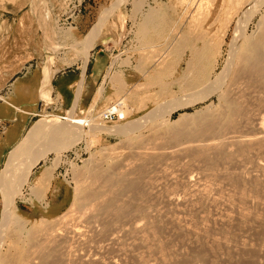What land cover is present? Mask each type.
<instances>
[{
    "label": "rangeland",
    "instance_id": "374dc122",
    "mask_svg": "<svg viewBox=\"0 0 264 264\" xmlns=\"http://www.w3.org/2000/svg\"><path fill=\"white\" fill-rule=\"evenodd\" d=\"M110 1L111 0H0V95L5 96V94L10 91L12 87L11 83L17 74L34 68L36 69L37 65H39V61L42 60L43 62L44 54L47 51L53 54L54 59L55 57L59 59V64L63 58L65 60L64 62L70 64L58 70L56 72L57 74L62 73L74 76L81 61L79 59H73V54L77 52L78 48L80 49V43L83 40L81 38L85 34L89 22L94 15L96 14L97 16ZM239 1L240 0H124L121 5L116 7L117 9H113L106 20H110L109 24L114 28L116 26L117 32H119L121 21L118 11L122 10L124 14L125 11L129 12L127 25L129 33L126 39L127 41H124V48H128L127 57L121 60L120 65L127 64L132 67L134 76L138 74L136 76L139 78L135 77L136 79L138 78V80L133 82L126 80L124 76L115 78L113 81L110 80L108 84L111 85L113 90L111 93H104L105 97L103 96L102 103L96 101L86 106L85 101H83V106L79 103L77 109L84 110L85 113H89V117L92 116L93 119H96L97 113L107 111L112 105V107H114L117 104L119 108L121 107V112L118 109L113 110L118 114V121L106 122L107 124H115L134 118L148 109L160 105L159 103L168 101V99L172 97L201 87L206 82L197 88L184 91L183 93L181 92V90L186 88L184 85L186 86L187 83L189 85L194 78L198 81L201 74L206 72L205 75L208 76V80H210L222 70V65L227 57L229 47L230 49L232 48L231 40L235 28V20L237 18L234 14ZM263 9L264 1H262V4L257 8V12L253 15L250 23L245 28V34L255 35L258 29L260 30L261 21L263 20L262 17L264 15ZM177 12H181L180 18L168 19V16H171L168 14ZM116 14L117 17L112 20V17H114V15L116 16ZM171 22L173 23L172 28H162L164 26L169 27ZM106 23H108V21ZM143 28H148L145 35L142 34ZM115 32L116 29L112 31V37L110 36L107 41H101L103 45H99L98 47H102L109 52L111 47L116 44L115 37H117L118 33L116 35ZM244 33L243 36L245 35ZM164 39L165 42H163ZM196 61L198 64L195 63ZM148 63L149 66L147 68ZM197 65L200 67L199 70H197L199 68ZM143 68L146 74L141 81L140 76H143ZM188 68L189 70L191 69L190 72H188ZM194 69H196L197 72ZM203 69L206 70L203 71L204 73L200 71ZM189 73L192 74H190L191 79L194 77L191 81H189ZM255 89V91L259 93L258 96L260 95L262 97L261 99H263L264 93L260 91L263 93V95H261L256 87ZM255 91L254 93L257 94ZM170 93L173 96H171ZM60 95L63 101H61L60 104L57 103L59 106L54 103L51 110L49 109L51 113H58L56 115H59V117L65 114L64 110L65 108L67 109L69 103V100L65 102L64 96L62 94ZM94 100L92 102H94ZM109 100L110 102H107ZM222 100L223 99L216 93H213L196 105L151 122L153 125L150 123L140 130V133H133L136 139L132 134H127L125 136L106 132H99L95 135L84 134L83 138L76 144L70 145L64 150L48 154L34 168L28 182L24 188L21 189V193L18 195L19 198H16V204L14 203V205H16L14 208V220L16 219V221L14 222H20V227L13 226V224L16 223H12L7 231V237L5 235V240L3 239V242L0 243V254H3H1L2 261H0V264L4 262V264H9L8 262H10V264H32L33 261L37 264L39 258L45 255V253L49 254V256L54 255L53 257H58L64 250L63 242L65 241L62 235H65L67 232L66 228L63 229L64 226L63 223H61L60 216L68 214V211L72 209V214L76 213L74 209L77 208V206L73 205L75 208H72L73 206L71 204L77 185L79 186V184L82 183L80 185H85V187L82 186L83 189L85 188V191L94 189L97 193H101L103 189L107 190V187L109 188V185H106L103 181L105 179H103V177H106L112 172L124 171L128 173V171L131 170H134V173H132L133 171L130 172L132 176H135L140 170V172L137 173L139 174V178L137 181L136 196H134L135 193L133 194L132 192L133 195L130 192H125L123 195L121 193L116 204H125L126 206L136 209L146 208L148 210L151 208L150 211L152 212H154L153 210L155 209L162 213L167 211L179 217L189 218L192 222H194L193 220L198 216L195 211V206L201 205L205 208L206 217L210 216V211L212 212L211 207L215 204L218 208H220V206L223 208L224 205L231 204L229 206H231L233 210L229 208L232 210H228L230 212H228L229 214H234V208L239 204V207L241 206L242 209L245 208L244 213L245 211L248 213V218L244 220L238 218H236L238 220H233L232 218V221L225 229V235H227L230 240L234 241L239 240L238 238L241 236L246 243L249 242L248 244L250 246L258 248L257 250L260 251V254H258L259 258L256 262L257 264H264V143L260 142L259 148H256L258 145L257 142L254 141L256 138L250 136L251 138L249 137L248 143L247 141L243 142L244 139L240 141V145L238 144L239 142L235 143L236 147L234 146L235 148L233 147V151L228 155V153H225L220 143L217 147L212 146V140H210L212 135L211 133L209 134V132H206L209 134L207 135L206 133H201L199 129L194 131L192 128V130H190L189 140L186 139L188 143L185 141V138L181 140L178 139L179 142L178 140L176 142V139H173L171 136L176 126V121L180 119L179 117L182 115L192 116L193 114L205 110L211 112L219 111L223 107ZM64 102L65 107L63 104ZM262 102L258 106H253L254 108H252L261 110L260 108L263 106L261 104H264V99ZM252 105H256V103H252ZM262 110L264 111V109ZM41 117L42 116H39L38 118ZM47 117L56 118L53 116ZM168 139L171 141L170 143ZM252 139V142L255 144L251 142ZM39 142L40 141L37 140L36 143ZM249 144L255 145V148H253V146L250 147ZM219 148L222 150H219ZM254 149H256V151ZM241 155L242 157H239ZM88 159L96 161V166L100 169L97 174H87L85 171V161ZM257 162V165L261 164L258 166L259 169L255 166ZM124 165H129V167L131 166V168H133L131 169L128 166V168H125ZM48 169L49 172H51L48 176L49 180L47 179L42 187L39 186L40 188H35L36 192L33 191V187H36L34 184L37 178L40 177L44 170ZM248 171L249 173L247 174ZM102 172L104 173L101 174ZM188 179L192 182L197 179L208 181L212 184H210L211 193L217 198L215 201L217 202L219 199V197H217L219 194L223 195V199L220 197L218 204L216 202L209 204V202L205 200L197 199L192 205H186L183 211H178L175 209V205L167 202L165 197L172 193L171 196L178 194L180 198L181 196L179 194L181 191H187L189 188L186 183ZM100 183H102L103 186L100 185ZM86 184L92 188H89ZM96 185L100 186L101 191ZM105 185L107 187H104ZM115 188L116 186L114 189L112 186L111 189L116 190L117 188ZM215 194L217 196H215ZM226 197L228 198L225 199ZM92 198L90 197L88 201L87 198L86 202L83 200L82 205L84 207L88 205L87 208L92 210L89 204L92 205L94 203L93 205L96 206L95 203H97L95 198H93L95 202H92ZM98 199L99 198H97V200ZM220 200L223 201L220 202ZM1 204L2 201L0 196V208ZM211 204L212 206H210ZM81 206H79V208ZM69 208L70 210H68ZM78 210V208L77 210L75 209V211ZM66 211L68 213H66ZM249 212L257 216L255 217L254 214L252 215ZM247 213L245 214L247 215ZM256 218L259 220H255ZM65 220L68 224L71 223L70 221H73L68 218ZM38 224L42 225L36 227L37 231L32 232L31 227ZM169 225L172 226L168 224L167 227H170ZM164 228L165 227L159 228V231L157 230L156 233L158 234L156 235L158 239H161L159 241H162L160 244L163 245L162 243H164L167 249H174L178 245H180L178 247H183L182 243L184 242V237L176 235L177 232L175 233L173 231L176 235L175 237L174 234H171L172 230L169 233L172 228H168V230L167 228L164 230ZM55 231L58 232L57 235L59 237L62 236L61 239H59L57 235L56 237L53 235ZM51 235L52 237H50ZM91 235L93 238L97 239L104 236L105 231L100 230L99 232L91 233ZM165 236L169 237V239ZM21 253L25 257H28H24V259H28V262L26 260L24 263L22 260V263H19L18 260L22 259L20 257L22 255ZM34 255L36 256L35 258L32 257ZM30 256L32 257V263L29 260L31 259ZM9 259L12 260V262Z\"/></svg>",
    "mask_w": 264,
    "mask_h": 264
},
{
    "label": "bare ground",
    "instance_id": "6f19581e",
    "mask_svg": "<svg viewBox=\"0 0 264 264\" xmlns=\"http://www.w3.org/2000/svg\"><path fill=\"white\" fill-rule=\"evenodd\" d=\"M262 1H264V0H240L237 3L238 5L235 8V14H234V16H237L236 20H239L238 23L243 18L244 19L247 18L246 25L248 26L251 18L257 12L256 11L257 8L262 4ZM263 11H264V9H263ZM114 13H112V14H114ZM263 14H264V12H263ZM234 16H233V18H234ZM262 19L263 20L261 21L262 24L260 25L261 26L260 30L258 29V32L255 35L254 34L248 35L247 33L246 34L244 33L245 34L244 36L241 35L242 37H240L237 42H234V44H237L236 49L234 51L232 59L231 60L229 59V61H228V62H230V64L228 65V67L225 68V70L227 69L225 71V74H223L224 71L222 72L223 68H222V70L219 71L220 74L218 76V83L214 84L215 86L213 87L214 88L213 92L216 93L220 98L223 99L222 100L223 101L222 109L219 111L215 110L216 112H214V111L211 112V111L205 110V111L193 114L192 116L191 115H189V116L188 115H182L181 117H179L180 119L178 121H176V126L174 127L172 134L170 133L172 138L176 139V142L178 139L181 140L183 138H185V141H186V139H188L190 136V133H191L190 130H192V128H193L194 131L199 129L201 131V133H204V134L206 132H209V134L211 133L212 136H211L210 140H212V144H213L212 146L217 147L218 145L221 144L223 146V150L225 151V153H228V155L231 154V152L233 151V147L235 146V143L239 142L238 144L240 145V141H242L243 139H244L243 142L247 141V143H248V140L251 137L256 138V140H254L258 144V145L256 144L258 146V147L256 146V148H259L260 142L264 143V113H263L264 111L262 110V109H264V107H263L264 104H261V105H263L260 108L261 110L253 109L254 108L253 106H255V107L258 106L264 99V98L261 99L262 97L260 95L258 96L259 93H257L255 91L256 90L255 87H256L258 92L261 91L264 93V15H263ZM106 21L107 20H105L103 23L101 20L97 21L90 28V30L84 36V39L80 43L81 44L80 49L78 48L77 52H75V54H73L74 55L73 59H79L81 62H83V60L87 58V55L89 56L88 49L86 47H84V44L86 42H89V41L91 42V39L94 36L95 30L99 29V27H100V30L98 31V33L97 32L95 33V36L96 35L97 36L94 40H96L98 38L99 34H102V36L104 35V37H102L103 38L102 41L109 39L111 34H112V31L114 29H116L115 33L117 35L118 32H117L116 26L114 28L109 24V21H108V23H106ZM247 26H245V27H247ZM91 45H92V43H91ZM232 46H233V43H232ZM197 57H199V56H197ZM55 59H57V58L55 57ZM70 59H72V58H70ZM61 61H63L62 62L63 65L60 66L58 64L59 65L58 66L55 62L54 66L52 67L51 73L53 74V76L56 74V72L58 70H61V69L70 65V64L64 62L65 61L64 58ZM41 62H42V60H41ZM41 62H40V64H41ZM195 63L198 64L197 61ZM40 64H39V66H40ZM190 64H189V66H190ZM196 64H194V65H196ZM192 66H193V64H192ZM194 68H195V66H194ZM191 69H192V67H191ZM191 69L189 70V68H188V72H190ZM199 69H200V67L197 70H199ZM194 70L196 71V69H194ZM200 71L203 72L206 70L203 69ZM205 73L201 74V76H199L198 81L194 77H193L194 80H192L193 78L191 79V75L193 74V72H192V74L189 73L188 74L190 76L189 81H191V80L192 81H191V83L189 82L190 83L189 85L187 83L188 86L187 85L185 86L184 85L185 83H184L183 85L186 88L183 87L184 90H181V92L183 93L184 91H187V90H190L193 88H197L200 85H202L203 83L207 82L209 77L206 76ZM197 75H200V74H197ZM44 77H45L44 81L47 80L49 77V73H48L47 69H45V71H44ZM186 77H187V75H186ZM82 85H84V84H82ZM187 87H188V89H187ZM82 88H84V87H82ZM254 91L257 94H255ZM42 92H44V91H42ZM263 93H261V95H263ZM170 95L173 96L171 93H170ZM3 96L4 95H0V98L3 99L4 98ZM51 100L57 104V103H61V101H63V98L60 95V93H57V94H55V97L53 96V99H51ZM46 102H47V100H46ZM252 103L253 104L256 103V105H252ZM112 106L110 109L107 108L108 109L107 111H109V110L112 111L113 109L120 110V108H121V107L119 108L117 104L114 107H112ZM77 108H78V106H76L75 112L69 118L72 120L71 122H73L74 124H77V125H79V124L80 125H88L90 123L107 124L105 121H103V119H101L99 117L100 114H103L106 111H102L101 113H97L98 115L95 114V115H97V117H96V119H93L92 116L89 117V113H85L84 110L83 111L81 109L78 110ZM120 112H121V110H120ZM64 113L65 114H63V116L60 115V117H59V115L53 114L47 110L41 118H38L37 120H35L30 125L26 134L25 135L23 134L24 137L6 155V159H5L3 165L0 169V196H1V201H2V207L5 209V211H6V209H8V212L5 213L3 211L5 214V217H4L5 221H4V227L0 229L1 230L0 231V243H2L3 239L7 237V231L11 227L10 225L12 223H16V224H13V226L15 225L16 227H20V222L19 223L14 222V221H16V219L14 220V208L16 205H14L13 197L16 194L17 189H19L24 182L25 183L28 182V179L27 180H25V179H26L27 175L31 172L32 165L36 164L37 162H41L45 158L44 153L35 154L34 151L31 150V147L34 144V142L36 143L37 140H39L42 136L47 134V132H50V133H54V132L55 133H58V132L63 133L64 132L65 133L67 130H71L70 127H60V126L52 125L51 120L53 118L47 117V116H49V117L53 116L56 118H58V117L59 118H65V116L67 115V109L66 108L64 110ZM163 120L166 121L165 119H163ZM157 123H158V121H157ZM111 124H113V123H111ZM135 125L136 124H134V123H129V124H126L125 126H120L119 128H115L111 131L97 130L94 132H87L85 130L84 134L85 135H95V134H98L99 132L126 134V132L129 131ZM198 131H197V133H198ZM209 134H207V135H209ZM133 135L135 137V134H132V136ZM191 135H193V134H191ZM194 136H195V134H194ZM137 138H138V136H137ZM135 139H136V137H135ZM206 139H207V137H206ZM179 140H178V142H179ZM252 141H253V139L251 140V142ZM168 142L170 143L171 141H169V139H168ZM249 143H250V141H249ZM243 144H245V143H243ZM251 144H249L250 147L253 146ZM253 144H255V143H253ZM254 146H253V148H255ZM243 147H244V145H243ZM221 148H219V150ZM238 148H236V149H238ZM248 148H249V146H248ZM254 150L256 151V149H254ZM217 151H215V152H217ZM217 156H219V155H217ZM259 156H260V154H259ZM221 157H222V155H221ZM239 157H242V155ZM246 158H248V157H246ZM234 159H236V158H234ZM238 159H241V158H238ZM228 160H229V158H228ZM86 161H85L86 166L84 169L87 172V174L88 173H91L93 175L97 174V172L100 169H98V167L96 166V164H97V163H95L96 161H93V159H88ZM126 164H127V162H126ZM257 164H258V162L255 163V166L258 168V166H260L261 164H259V165H257ZM129 165H131V164H129ZM129 165H127V166L129 167ZM127 166H125V168H128ZM129 168H131V166ZM84 169H83V171H84ZM32 170H34V169H32ZM125 170H127V169H125ZM240 170H242V169H240ZM44 171H43L44 173L42 172L40 177H38L37 180L35 181L34 185L36 187H33V189H34L33 191H35V188L42 187L44 185V183L47 181V179L49 178L48 176L51 173V172H49V169L44 170ZM131 171H133L132 173H134V170H131ZM131 171H128V173L124 172V171L112 172L111 174L109 173L106 177H103V179L104 178L105 179L104 180L102 179V180L105 182L106 185H109V188L106 185L104 186V187H107V190L106 189L105 190L108 192H106L103 189V192L97 193L96 190H94V189L89 190L87 187L86 188L88 190L85 191V188L83 189V187H82V186L85 187V185H80L82 183H80L79 186L77 185V187L75 188V191H74V198H73L71 205L72 206L76 205L79 210L75 211V209L77 210V208H75L73 206L72 208H75L74 212H76V213L72 214L71 211L73 209L70 210V208H71L70 207L68 209V210H70V211H68L69 213L66 211V213H68V214H65L64 216L62 215L64 218L62 216H60L61 217V223H63V226H64L63 229L66 228V231H67L65 233V235L64 234L62 235L64 238V241H65V242H63V244H64L63 245L64 246L63 247L64 248L63 253H61L59 255L60 257L59 256L53 257L54 255L49 256V254L45 253V255H42V257L39 258V260H38L39 262L37 264H257L256 261L259 258L258 254H260L259 253L260 251L257 250L258 248L250 246L248 244L249 242L246 243V241H244V238H242L240 235H239L240 237L238 238L239 240H236V241L230 240V238H228L227 235H225V233H226L225 229H226L227 225L232 221L231 220L232 218H233V220H238V219L244 220V219L248 218V213L246 211H245V213H247V215L244 213L245 208L242 209L241 206H240L241 207L240 208L239 204H238V206H235V208H234V211H235L234 214L231 212L233 214V216H232V214H229L230 213L229 211L233 210V208H231V206H229L231 204L224 205L223 208H222V206H220V208H218V206L216 204L212 206V204L215 203L216 202L215 200L217 199L213 196L214 194L211 193V191H212L211 185L212 184L209 183L208 181L202 180V179H197V180H194L193 182L189 179L186 180V183H187L189 188L187 191H184V190H183L184 192L181 191V193L179 194L181 196L180 198H179L177 193H176L177 195L174 194V196L173 195L171 196V194H172L171 193L170 195H167L165 197L167 202L175 205V209H177L178 211H183L184 207H186V205H189V204L192 205V203L197 199L205 200L206 202H209V204L213 202L210 205V206H212L211 207L212 212L210 211V213H211L210 216H206V217H205V213H206L205 208H203L201 205L195 206V211L198 214V216L196 218L197 220L195 219L196 221L193 220L194 222H192L191 219H189V218L179 217V216L173 215L172 213H169L167 211L162 213L161 211L155 209V210H153L154 212H152V211H150L151 208L147 210L146 208L145 209L144 208H140V209L132 208L130 206H126L125 204L118 205V204H116V202L120 198L121 193L123 195L125 192L126 193L132 192L133 194L135 193L134 196H136L137 181L139 178L138 177L139 174H137V173L140 172V170L138 171V169H137L138 172L136 171L137 173L135 176H132L130 174ZM103 173L104 172H102L101 174H103ZM248 173H249V171L247 172V174ZM98 175H99V173H98ZM240 175H241V171H240ZM243 176H245V175H243ZM86 185H88V184H86ZM100 185H102V183H100ZM114 185L117 188V189L115 188L116 190H113L115 187ZM112 186H113V189H111ZM90 187L91 186H89V188ZM97 187L100 188V186H97ZM21 189L19 190V193H21L20 192ZM100 191H101V188H100ZM52 192H53V190H52ZM219 195L217 196L215 194V196L219 197V199H220V197H222L223 195H221V194H219ZM175 196H178V197H175ZM90 197L95 198L97 201V203H95L96 206L93 205L94 203L92 205L89 204V206H90V208H92V210L87 208L88 205H87V207H84L82 205L83 204L82 201L85 200L84 202H86V199L88 198L87 199V201H88ZM18 198H19V196H18ZM93 198H92V202L94 201ZM97 198H99L100 200L99 199L97 200ZM227 198L228 197H226L225 199H227ZM222 199H223V197H222ZM218 200L216 202L217 204H218ZM90 201H91V199H90ZM222 201L220 200V202H222ZM224 203H225V201H224ZM15 204H16V201H15ZM85 205H86V203H85ZM219 205H221V204H219ZM79 206H81V207L79 208ZM94 206H95V208H94ZM229 208H231L232 210H230ZM209 210H210V208H209ZM250 214H252V213H250ZM254 216H255V214H254ZM255 217H253V218H255ZM67 218L69 220H73V221H70L71 223L68 224L65 220ZM236 218H238V219H236ZM257 219L258 218H256L255 220H257ZM69 220H68V222H69ZM250 220H252V219H250ZM168 224H171L172 226L169 225L170 227H167ZM41 225L42 224L33 225L31 227V231L32 232L37 231L36 227L41 226ZM163 227L167 228V230H168V228H172L169 231V233H170L172 230L171 234H174V232L175 233L177 232L176 235L183 236L184 242L182 243V241H181L182 239L180 240L181 243L183 244V247H178V246H180V245H178L177 246L178 248L176 247L174 249H171L168 247L169 249H167V247L164 245V243H162L164 246L161 245L160 243L162 241L161 242L159 241L161 239H158V236H156L158 234H156V233H157V230L159 231V228H163ZM165 228H164V230H166ZM100 230H104L105 235L101 236L97 239L93 238L91 233L99 232ZM29 231H30V229H29ZM51 232H53V231H51ZM57 234H58V232H56V231H55V233H53V235L55 237ZM5 235H6V237H5ZM176 235H175V237H176ZM50 237H52V235ZM61 237H59V239H61ZM165 237H167V236H165ZM183 237H181V238H183ZM167 238L169 239V237H167ZM53 242H54V240H53ZM166 245L170 246L168 244H166ZM61 250H62V248H61ZM1 254H0V261H2ZM17 257H19V256H17ZM20 257L22 259L20 258L21 260H18L19 263L22 260H23L22 262H24V263L26 260L28 262V259H24L25 256L23 254ZM32 257L35 258L36 256L34 255ZM32 257H31V259H29L31 263H32ZM25 258H28V257H25ZM5 260H6V258H5ZM10 261L12 262V260H10ZM8 263L10 264V262H8ZM33 263H34V261H33Z\"/></svg>",
    "mask_w": 264,
    "mask_h": 264
},
{
    "label": "crops",
    "instance_id": "0c3cea01",
    "mask_svg": "<svg viewBox=\"0 0 264 264\" xmlns=\"http://www.w3.org/2000/svg\"><path fill=\"white\" fill-rule=\"evenodd\" d=\"M118 14L120 17L119 11ZM168 15H171L168 16L169 20L178 19L181 17V12L170 13ZM125 16L128 25V19H129L128 11H125ZM116 17L117 14L116 16L114 15V17H112V20H114ZM95 18H96V14L89 22L88 26L86 27L85 33L93 24ZM170 24L171 25L169 27H165L163 25L164 27L162 28L164 29L172 28L173 23L171 22ZM147 29L143 28L142 30L143 35H145ZM119 32H120V28H119ZM128 33H129V28L127 26L125 36L123 37L120 44L118 46H116V44L115 46L113 45L109 52L106 49H103L102 47H98L99 45H103L101 41L103 40L102 37H104V35L102 36V34H99L98 38L94 40L93 47L89 52L87 65L83 74V78L79 83L80 84L79 88L77 82L82 72V62L79 63L78 70L74 76H70L68 74H62V73L60 74L56 73L54 76L52 74V78L50 81L51 88L47 89L46 91L45 89H43V85H42L43 62H41L40 64L41 60L39 61L40 66L37 65L36 69L34 68L31 70L23 71L22 73L17 74L15 76V78L11 83L12 87L10 91L7 94H5V96H3L4 97L3 99L0 98V121H1L0 123L3 124V129L0 136V168L4 163L8 152L20 142V140L24 137L23 134L24 135L26 134L30 125L35 120H37L39 116H43V114L47 110L48 111L51 110V107H53L54 105V102L51 99H53V96H55V94L57 93L62 94L65 98V102L69 100V103L67 105V109H68L75 99L76 92H78L76 106H78V103H81L82 105L83 101H85V104L87 106L95 103L96 101L97 102L103 101V96L105 97L104 93L112 92L113 89L111 88V85L108 84L110 80L113 81L115 78H118L120 76H124L126 80L132 82L138 80L139 77L136 76L138 74H135L134 76L132 67L128 66L127 64L120 65L121 60L127 57L128 48H124L125 46L124 41H127L126 39L128 37ZM118 35L117 37H115L116 40L115 42H117ZM84 36L85 34L81 39H84ZM163 42H165V39ZM115 48L116 51H114ZM55 62L58 65L59 59L58 58L54 59L53 66ZM59 65L60 66L63 65L62 61L60 62ZM148 66L149 63L147 64V68ZM142 73L143 76H140L141 81L143 80V77L146 74L144 68ZM135 77L138 78L136 79ZM81 86L84 88H82ZM40 98H43V102L42 105L40 106L41 110L39 111L38 109H39ZM93 100L94 102H92ZM65 102L63 103L64 107H65ZM107 102H110V100ZM58 104L57 106H59ZM53 114H58V113L53 112Z\"/></svg>",
    "mask_w": 264,
    "mask_h": 264
},
{
    "label": "water",
    "instance_id": "95a60500",
    "mask_svg": "<svg viewBox=\"0 0 264 264\" xmlns=\"http://www.w3.org/2000/svg\"><path fill=\"white\" fill-rule=\"evenodd\" d=\"M124 0H111L109 2V4L107 6H105L100 13L97 14L93 24L90 26V28L97 22V21H102V23L106 20L107 16L111 14V12L113 11V9H115L116 7H118L119 5L122 4ZM120 12V32L117 38V42H116V46H118L120 44V42L122 41L123 37L125 36L126 33V28H127V21H126V16L124 14V12L122 10H119ZM239 20H235V28L233 30V36H232V40L231 43H233L232 48L230 49L229 47V51L227 54V57L222 65L223 67V74H225V68L228 67V65L230 64L229 59L231 60L234 54V51L236 49V45L234 44V42H237L238 39L240 37H242L241 35H243L244 33V28H246V19H242L239 23ZM90 28L88 29V31L90 30ZM100 30L96 29L94 32V36L91 39V42H86L84 44V47H86L88 49V52L91 51L92 47H93V42L94 39L96 38L95 33ZM88 31L85 33V35L88 33ZM92 43V45H91ZM230 43V44H231ZM116 51V48L115 50ZM89 54V53H88ZM87 61H88V55L87 58L83 60L82 62V72L80 75V78L78 80V88L80 86V82L83 78V74L87 65ZM53 62H54V58H53V54L46 52L44 54V60H43V64H42V81H43V89L47 90L49 88H51V78H52V67H53ZM221 67V68H222ZM45 69H47L48 73H49V77L47 80L44 81V71ZM219 72L212 77L210 80H208L204 85H202L201 87L194 89L192 91L177 95L175 97H172L170 99H168V101H164L163 103H160V105L154 106L150 109H148L147 111L143 112L142 114L134 117V118H130L128 120H125L123 122L120 123H115V124H102V123H90L88 125H77L74 124L73 122H71L72 120L69 119L71 117V115L75 112L76 109V105H77V98H78V92H76L75 95V99L73 101V103L71 104V106L67 109V115L65 116V118H55L51 120V124L52 125H56V126H60V127H70L71 130H67L65 133L61 132V133H50L47 132V134H45L44 136H42L39 139V144L35 143L32 145L31 150L34 151L35 154H40V153H44L45 157L53 152H57V151H61L64 150L66 147L76 144L77 142H79L80 139L83 138L84 135V131L86 130L87 132H94L97 130H107V131H111L115 128H119L120 126H125L126 124L129 123H134L136 124L135 126H133L129 131L126 132V134H122V133H109V134H115V135H127V134H133L135 132H139L140 130H142L143 128H145L148 124H150L153 121H156L160 118H164L167 116L172 115L175 112L184 110L190 106L196 105L199 102H202L204 99H206L207 97H209L210 95H212L213 92V87L215 86V83H218V76H219ZM77 88V89H78ZM44 98V97H43ZM43 98L39 99V111L41 110L40 106L42 105L43 102ZM41 161V160H40ZM39 162H37L36 164L32 165L31 167V172L27 175L25 180H29L31 173H32V169H34ZM1 169V168H0ZM26 185V183L24 182L21 187L19 189H17L16 194L13 197V201L15 203L16 198L18 197V193L19 190L22 188H24V186ZM9 207V206H8ZM7 213L8 209H5L2 207L1 204V208H0V229L4 227V217L5 214L4 212ZM1 231V230H0Z\"/></svg>",
    "mask_w": 264,
    "mask_h": 264
},
{
    "label": "built area",
    "instance_id": "2783aa9c",
    "mask_svg": "<svg viewBox=\"0 0 264 264\" xmlns=\"http://www.w3.org/2000/svg\"><path fill=\"white\" fill-rule=\"evenodd\" d=\"M99 117L103 119V121L105 122H116L119 119L118 114L114 110L106 111L103 114H100ZM2 129H3V124L0 123V136L2 133Z\"/></svg>",
    "mask_w": 264,
    "mask_h": 264
}]
</instances>
